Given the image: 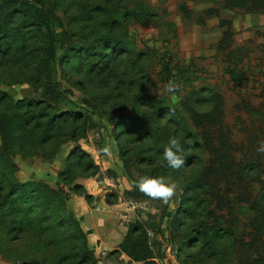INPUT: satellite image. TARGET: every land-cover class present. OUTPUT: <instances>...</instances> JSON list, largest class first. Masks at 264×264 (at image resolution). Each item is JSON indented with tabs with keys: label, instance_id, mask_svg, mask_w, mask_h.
<instances>
[{
	"label": "rangeland",
	"instance_id": "374dc122",
	"mask_svg": "<svg viewBox=\"0 0 264 264\" xmlns=\"http://www.w3.org/2000/svg\"><path fill=\"white\" fill-rule=\"evenodd\" d=\"M26 1L51 16L59 41L63 36L74 43L84 35L118 36L126 51L114 56L109 70L95 71L85 61H63L58 42L55 63L46 64L41 60L46 57L43 29L20 24V18L0 7V36L18 25V36L25 37L22 44L14 37L1 55L0 94L13 104L31 98L51 105L32 115L31 127L14 130L10 147L2 144L0 134V203L16 199L15 186L22 196L34 183L51 189L55 203L43 210L41 200L31 196L36 207L19 217L0 209V264H142L118 247L134 221L145 227L157 264H237V247L227 238L219 237L214 248L198 238L179 246L185 232L203 221L200 208L195 222L177 215L186 186L209 158L206 149L192 148L201 140L186 121L185 103L192 90L207 100L218 95L233 142L247 146L250 132L258 134L255 144L264 140V13L225 9L224 0ZM139 8L151 13L147 22L128 15L113 22L118 14ZM209 8H216L217 14H205ZM221 20L229 25L221 26ZM224 32L231 36L221 45ZM170 80L180 86L178 91L164 90ZM165 105L182 109L178 124L164 118L155 125V110ZM209 107L205 102L198 109ZM0 111L9 113L10 104L1 103ZM39 112L66 119L47 126ZM126 119L131 124L123 123ZM134 121H149L158 127L155 133L176 136L184 142L190 163L179 170L166 167L162 153L168 140L143 134L147 132ZM109 144L111 157L100 152ZM6 159L10 167L3 165ZM141 176L170 178L178 184L175 196L168 204L149 199L133 186ZM236 217L240 232L249 225L248 214L238 208Z\"/></svg>",
	"mask_w": 264,
	"mask_h": 264
},
{
	"label": "trees",
	"instance_id": "16d2710c",
	"mask_svg": "<svg viewBox=\"0 0 264 264\" xmlns=\"http://www.w3.org/2000/svg\"><path fill=\"white\" fill-rule=\"evenodd\" d=\"M2 5L10 10V13L8 11L5 13L22 20L20 24H31L43 29L46 57L41 60L44 63L46 62V64L48 62L51 64L55 63L56 44L58 42L61 49H63V61H69L71 58L77 61H85L90 64L89 68L95 71L109 70L114 56L126 51L118 36L84 35L82 40L76 43L69 41L63 36L59 41V34L56 33L52 25L51 16L46 10L26 0H0V7ZM180 7L186 11L185 5ZM222 7L225 9H241L246 13H264V0H224ZM95 8L93 7L91 10L96 11ZM205 14L216 15L217 9L209 8L205 11ZM126 15L130 19L141 23L147 22L151 13L139 8L128 13L118 14L113 22H118L120 18L122 19ZM85 18L84 16L80 17L81 20H85ZM220 25H229V23L221 20ZM17 27L12 33L0 36V58L1 55L3 57L7 53L8 44L11 43L14 37L17 43H23L25 37L20 39ZM224 33L225 39H222L221 45H224L223 41L226 39L229 41L231 36L229 33ZM209 100L200 97L198 91L192 90L186 99L187 104L185 103V111L188 114L186 121L190 120L199 132L196 133V139L201 140V143H192V148L199 149L202 147L206 149L209 158L197 178L195 177L186 186V199L182 210L177 215V218L181 215H187L195 222L200 215L197 208H200L203 211L200 219L203 221L198 225L195 224L193 230L190 232L186 231L185 235H183L184 230L182 231V235L185 237L180 241L179 246L182 244L180 247L184 248L193 239L198 238L204 240V245L209 244L210 248H214L219 237L227 238L230 244H234L237 247L236 250H233L237 264H264V154L257 152L258 144L255 143L258 140V134L254 132L247 133V146L233 142L230 128L223 124L224 102L222 98L214 95V98L212 97ZM27 101H19L13 104L5 94H0V104L3 102L4 104H10L9 113L0 111V134L2 136V144H5L6 147H10L11 143H14V130L31 127L33 124L32 115L38 110H46L51 106L45 100L30 98ZM205 102H210L209 109L199 110L198 106ZM155 106L154 103V108ZM262 106L264 109V102ZM39 113L44 114L43 122L47 126L58 125L66 119V117L61 115L54 114L53 117L49 118V114L45 112ZM254 113H257V108H255ZM75 115L74 119H76ZM155 115L157 118L155 125H158L159 120L164 118L167 123L176 125L184 116L182 109H178L174 105L158 106L155 110ZM261 117L264 120V110H262ZM126 120L123 123L128 122V124H131L130 119ZM132 124L137 129H143L144 132H147L143 134L150 137L152 135H156L157 138L161 136L160 138L163 140H168L170 137L164 136L163 133H155L158 127L152 125L149 121H134ZM261 132L264 134V129ZM186 134L192 136L191 133ZM161 143L159 142L158 144L161 145ZM181 144L183 145L184 142H181ZM1 154L0 151V158ZM184 155L185 165H188L191 156L189 157L185 153ZM81 162V160L78 161L79 164ZM3 165L10 167L7 159L3 161ZM222 165H225V168L227 166V170L222 169ZM0 176H3L1 169ZM63 181L68 183L66 179H63ZM33 185H35V188L32 186L22 196L20 195L22 191L20 186H15L12 190V195L16 199L2 201L0 209H8V214L19 217L26 210L36 207L29 200L31 196L35 201L41 200V208L43 210L55 204L51 196L53 194L51 189L42 183H34ZM73 190L78 191V187L73 186ZM209 204H215L216 208L209 209ZM238 208L246 211L249 221V225L247 223V226L240 232L237 231L238 223H240L236 217ZM118 247L134 261L142 264H157L153 260L154 253L149 244L148 233L140 221H134L128 225L124 238Z\"/></svg>",
	"mask_w": 264,
	"mask_h": 264
},
{
	"label": "clouds",
	"instance_id": "9594fccd",
	"mask_svg": "<svg viewBox=\"0 0 264 264\" xmlns=\"http://www.w3.org/2000/svg\"><path fill=\"white\" fill-rule=\"evenodd\" d=\"M179 85L170 80L165 91L173 93L179 90ZM100 152L108 157L112 156V146L106 145ZM257 152L264 154V140H261L257 146ZM185 149L176 136H171L168 142L163 146L162 158L165 166L172 170H179L185 167ZM133 186L149 199L160 200L168 204L176 194L178 184L170 178L141 176L133 182Z\"/></svg>",
	"mask_w": 264,
	"mask_h": 264
}]
</instances>
